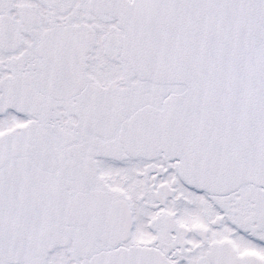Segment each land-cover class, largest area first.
<instances>
[{
  "label": "snow or ice",
  "instance_id": "snow-or-ice-1",
  "mask_svg": "<svg viewBox=\"0 0 264 264\" xmlns=\"http://www.w3.org/2000/svg\"><path fill=\"white\" fill-rule=\"evenodd\" d=\"M0 264H264V0H0Z\"/></svg>",
  "mask_w": 264,
  "mask_h": 264
}]
</instances>
